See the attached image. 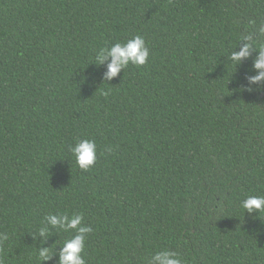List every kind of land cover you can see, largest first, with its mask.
Here are the masks:
<instances>
[{"label":"trees","instance_id":"1","mask_svg":"<svg viewBox=\"0 0 264 264\" xmlns=\"http://www.w3.org/2000/svg\"><path fill=\"white\" fill-rule=\"evenodd\" d=\"M137 34L147 63L107 79L97 55ZM258 43L264 0H0L5 264H59L79 233L50 217L76 214L93 229L86 264H148L163 248L182 264H264V211L241 206L264 195ZM84 138L88 170L69 150Z\"/></svg>","mask_w":264,"mask_h":264},{"label":"clouds","instance_id":"2","mask_svg":"<svg viewBox=\"0 0 264 264\" xmlns=\"http://www.w3.org/2000/svg\"><path fill=\"white\" fill-rule=\"evenodd\" d=\"M259 54L255 61L254 67L258 70V74L251 78L252 83L264 80V44H257ZM249 45L245 44L240 51H233L230 59L233 65L238 64L242 58L248 56ZM150 55L149 48L146 44L145 38L139 34L132 36L124 42H116L108 49H101L100 54L97 55V61L103 63L110 59L108 63V71L106 78L111 79L122 70L127 68L130 64L136 66L145 65ZM106 94V93H105ZM70 152L75 159L76 165L83 170H88L97 160V146L96 142L91 139H80L70 147ZM110 150V149H109ZM242 208L248 212L253 210L264 211V195L248 196L242 202ZM83 216L81 214L68 216H51L50 220L53 225L61 224L62 228L77 229L78 233L74 237L66 239L64 246L59 253V264H86L83 253L85 249V237L83 233L92 232L91 227H79ZM43 234V231H42ZM52 249L43 248L39 252V257L42 260L50 258ZM0 264H5V261L0 257ZM148 264H182L179 255L167 248L157 250L152 254Z\"/></svg>","mask_w":264,"mask_h":264}]
</instances>
